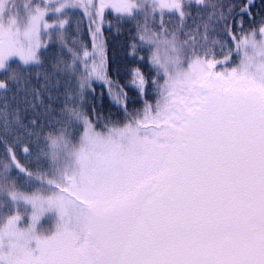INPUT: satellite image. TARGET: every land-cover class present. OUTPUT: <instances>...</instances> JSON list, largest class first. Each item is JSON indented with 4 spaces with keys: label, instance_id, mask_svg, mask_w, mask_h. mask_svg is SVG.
Segmentation results:
<instances>
[{
    "label": "snow or ice",
    "instance_id": "snow-or-ice-1",
    "mask_svg": "<svg viewBox=\"0 0 264 264\" xmlns=\"http://www.w3.org/2000/svg\"><path fill=\"white\" fill-rule=\"evenodd\" d=\"M218 7L205 0H0V71L11 81H0L5 132L27 128L21 117L31 109L30 135H37L44 113L36 109L47 112L61 95L83 125L75 143L63 129L49 133L48 151H30V137L0 141V264H264V20L246 33L255 0L227 13ZM81 8L93 53L78 96L95 80L117 89V103L127 100L105 71L106 10L135 22L139 40L155 49V103L145 100L137 112L124 103L126 121L101 130L67 106L78 102L67 88L60 91L61 74L74 73L78 58L65 40L67 17ZM166 17L175 24L168 27ZM54 38L60 51L48 48ZM64 49L73 62L62 68ZM32 70L38 84L26 74ZM147 83L137 70L132 84L140 95ZM18 151L52 163L30 171ZM51 211L59 219L44 235L38 225Z\"/></svg>",
    "mask_w": 264,
    "mask_h": 264
},
{
    "label": "trees",
    "instance_id": "trees-1",
    "mask_svg": "<svg viewBox=\"0 0 264 264\" xmlns=\"http://www.w3.org/2000/svg\"><path fill=\"white\" fill-rule=\"evenodd\" d=\"M47 2V0H45ZM53 3L56 0H52ZM205 3L211 7V5L222 6L218 7V11H223L227 13L229 6L239 5L243 3V0H205ZM83 8L74 10V14L67 17L68 24L65 26V40L67 42L68 48H72L77 53L76 70L74 73L63 72L62 80L65 81L61 84L60 91L63 93L64 89L67 88L74 99L78 102L72 104L71 101L68 103V107H75L78 111L82 112L95 126L97 130H101L106 123H119L123 124L126 121L127 115L122 107V104L126 103L128 112H137L143 109L145 100L150 103H155L154 89L152 88L151 81L157 79L155 69L150 63V56L152 52L149 51V46L143 44L139 40L140 29L135 25V22H129L124 20H118L115 15H111L106 10L104 22L101 25V31L103 36V42L105 46V71L107 78L113 82V84L119 85V90L123 91L127 100L117 103L113 96L117 91L116 88L111 89L103 82H97L91 80V89H85L82 96H78L79 91L78 84L81 80L87 78L88 71L92 67V32L89 30V18L86 14H83ZM235 11H239L238 7ZM193 15L196 14L195 8L192 9ZM206 18V14H203ZM141 25L143 24V17L139 18ZM264 20V0H255V7L252 9L251 20L245 16L244 18V30L247 33L250 30H258L260 27V21ZM252 21H255L253 23ZM51 22V21H50ZM175 18L168 19L166 17V25L171 27L175 24ZM191 23V21H189ZM153 31L158 30V21L156 24H149ZM92 29H95V24H93ZM239 25L238 23L232 24V31L237 36V41L239 40ZM223 37L227 42L228 37L224 35L223 32L217 34ZM48 48L53 51H60V43L58 40L54 42H48ZM89 52L88 57L83 56V51ZM42 51H44L42 49ZM159 55L161 58L165 56L163 47L161 46ZM143 58V59H142ZM44 61V68L51 70V64L49 62V55L42 57ZM61 59L64 64H71L73 62L72 53H69L67 49L63 50ZM232 60L235 63H239L238 58L233 55ZM99 59L97 58V63ZM85 65L87 67H85ZM219 67V65H218ZM139 70L143 74L145 80L148 82L145 86V91L143 95L138 93V90L133 86L132 81L135 72ZM30 76L34 84H38L39 80L37 78V73L32 70L26 73ZM10 75V73L8 74ZM0 81H5L11 84L2 71H0ZM63 95L59 99H54L49 102V108L47 112L44 108L38 107L36 113H44L40 116L39 127L35 129L37 135L31 136L33 131L30 121L33 118V111L31 109L24 113L21 119L24 121L27 128L19 129L14 131L11 127L7 132L3 128V121L0 120V141L6 136L8 141L19 135L22 138L30 137L31 143L29 145L30 151L36 149L41 151L49 150V142L47 137L49 133L53 137L60 135L61 130H64L65 139L72 143H75L78 135L82 132L83 125L77 122L70 112L65 111L63 107ZM2 103V101H0ZM37 145L39 146L37 149ZM16 151V149H14ZM5 157L4 144L0 142V170H2V163ZM25 154L22 152H17V160L19 163L30 171H34L37 167L47 168L51 165L52 161L49 158H41L39 161L33 157L31 160L24 158ZM63 156H61V160ZM19 183V182H18ZM58 213L51 211L46 213L41 219L38 225V232H43L44 235H51L55 231L56 223L58 222Z\"/></svg>",
    "mask_w": 264,
    "mask_h": 264
}]
</instances>
